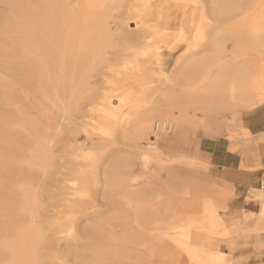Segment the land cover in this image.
Segmentation results:
<instances>
[{"label": "rangeland", "instance_id": "1", "mask_svg": "<svg viewBox=\"0 0 264 264\" xmlns=\"http://www.w3.org/2000/svg\"><path fill=\"white\" fill-rule=\"evenodd\" d=\"M29 1L32 8L38 4L37 0ZM146 1L116 0L109 4L110 38L101 43L96 33L88 36L85 63L94 68L89 70L84 88L74 86L67 91L65 110L60 102L54 104L50 85L43 90V81L35 78L29 91L20 85L26 76L19 44L24 38L23 5L28 1L0 0V80L2 84L16 85L17 92L11 103L0 105V115L14 117L11 130L15 135L10 139L16 150L12 152L13 160L16 166L26 167L31 176L24 180L18 175L5 184L9 187L2 192L21 194L29 189L36 196L31 209L33 218L28 215V220L25 215V222L19 215L16 219L18 227L28 228L34 223L31 226L38 227L43 239L52 243L51 249L39 244V264H51L48 258L53 256L57 258L55 264L78 263L69 254L78 249L77 243L75 247L71 245L75 241L68 237L66 228L59 234L53 227L65 211L63 198H69L65 196L69 192L66 185L71 182L62 174L66 172L65 163L71 160L70 149L84 165L87 179L97 181L93 188L95 200L108 192L107 184L109 190L113 187L107 193L110 199L105 198V208L98 209L97 202L93 209L101 214L87 217L81 213L75 225L73 234L79 235L83 227L96 224L94 217L100 224L99 239L85 241L88 246H84L83 262L79 264H233L227 254L233 237L227 208L231 196L212 182L204 147L218 137L233 143L250 136L240 128V117L260 105H252L240 95L238 87L255 78L256 67L264 62V43L260 42L264 40V19L259 14L264 1ZM201 5L206 8L204 20L211 26L201 40L193 43L190 20L196 15L194 23L198 21ZM138 11L146 14L148 23L134 27ZM95 46L103 50L100 57L91 53ZM143 50L145 54H141ZM222 76L221 83L210 91L212 83ZM115 87L130 88L134 104L125 109L126 117L111 123L101 117L99 104L105 90ZM145 110L150 111L146 113L149 117L161 114L182 124L176 132L174 127L163 139L158 138L160 150L137 138L136 120ZM25 116L43 130L45 139L41 143L49 157L43 166L36 163L37 149L23 121ZM136 141L142 148L136 147ZM252 199L260 202L257 219L264 223V187ZM5 234L0 232V264L11 261L6 248L10 236Z\"/></svg>", "mask_w": 264, "mask_h": 264}, {"label": "bare ground", "instance_id": "2", "mask_svg": "<svg viewBox=\"0 0 264 264\" xmlns=\"http://www.w3.org/2000/svg\"><path fill=\"white\" fill-rule=\"evenodd\" d=\"M27 1L28 2H25V4L23 5L26 11L25 20L22 19L23 22L21 24L23 28L22 31L24 33V38L23 41L21 40V43L19 44V46H21L20 49L22 52V58L25 62V64L23 63L24 65L22 66V69L23 71H25L26 76L24 77V79H22V81H19L20 83H22L20 85L23 86L21 87L24 90L27 89V91H29L28 89L33 86L35 78L40 82L43 81V85L41 86H43L44 91H46L48 85H50V93L54 97V104L56 105L58 104L57 102H60L64 106L63 109L68 110V106L66 108V106L64 105V97L67 91L73 89L74 86H77L79 90L84 88V86L87 85V80L89 79V70H91V68H94V66H90L85 63L86 55L84 51V44L88 39V36L93 33H96L98 35L101 43H106L109 40L110 30L107 23L109 15L108 6L110 3H115L116 0H37L36 2L38 4H35V8H32V3L29 0ZM147 2L148 1H146L145 3L148 4L149 2ZM197 3H199V1ZM203 6L201 5L199 10L200 15L197 19L198 21L194 23V20H196V15L190 20L191 26L189 27V30L193 43L201 40L205 29L211 26V23L205 22L206 19L204 14L206 8H204ZM146 7L148 8L150 6L147 5ZM149 11H151V9H149ZM143 12L144 9L142 10V13ZM194 13H196L195 10L193 11V14ZM259 14L260 18L264 19V4L259 7ZM135 15V21L132 23L134 24V27H137L138 25H146L148 23L144 18L146 17V14L143 16L138 11V13H136ZM134 18L132 20H134ZM179 29L180 31H183L184 28L180 27ZM263 41L264 40L261 39L260 42H262L263 44ZM9 51H12V49ZM102 51L103 50L101 49V47L95 46L94 50L91 53L94 56L96 55L100 57L102 55ZM145 53V50L141 52V54ZM252 62L254 63V60ZM256 68H258L257 76L253 79L250 78L248 81H244L243 83H241L238 89L240 95L244 96L246 100L248 99V101L251 102L252 105H262L264 104V62ZM155 71L156 70L154 69V72ZM150 76L154 77V75H148V77ZM222 78L223 76L213 82L209 90H215L221 83ZM148 79L153 80V78ZM129 89H121L115 87L105 90V93L100 96L101 103L99 104L102 108L101 117L103 119H106L111 123H116L120 118H124L128 115V112H126L125 109H128L131 104V94ZM16 93V85L2 84L1 81L0 105L11 103L14 99H16ZM41 96H43V93ZM112 101L116 102V104H113ZM133 104L131 105L133 106ZM135 107L134 109L133 107L132 109H130L134 112ZM137 108L138 107H136L135 111H137ZM131 110L130 112H132ZM147 112L150 111L145 110V113L142 112L140 116H138L137 120L135 119L137 128V132H135L137 138H140L139 141L143 140L142 142L148 141L150 144L154 145V148L156 150H160L157 147L158 138L162 137L163 139V136H167L174 127L176 132L177 129L182 128V124L178 121V119L176 121L175 118H173L175 120L174 121L170 116H162L161 114L149 117L146 114ZM165 112L166 115L169 113L167 111ZM158 113H160V111ZM130 114L131 113H129V115ZM170 114H172V111ZM13 118L14 117L12 116L6 118L4 115H0V129L3 131V133H0V179H4L5 181H0V215L2 216L0 217V232L7 233L4 235L5 237L10 236L8 242L6 243V248H8V254L10 256L9 258L11 259L9 264H11L12 261V264H39V244L44 243L45 248L51 249L52 243L49 240L47 241L43 239L44 237L41 235L40 229L38 227L31 226L34 224L33 222V224L29 225L28 228H23L20 226L19 228L18 219H16L17 217L19 218V215H22V217L25 215L26 217L28 215H31L30 217L33 218L32 215L34 214V211L32 214L31 209H33V200L36 199V196L34 197V194L31 192V190L25 188V190H23L21 194L11 191L14 189L10 190L11 193L7 192L8 194L2 192L4 189L9 187L8 185L5 186V184H8L9 181H14L15 177L17 178L18 175L20 177L22 175V179L24 180H29L31 178L29 173L30 171L25 169L26 167L16 166L14 163V160L16 159L13 160V158L15 157L12 152H14L15 148L12 142L13 140L10 141L11 137L15 135V131L13 132L11 130V124L14 120ZM153 119L156 120L153 122ZM23 121L25 125H27L26 127L29 130V134H31L35 141L34 146H36L37 149L35 152L36 163L43 166L46 162H49V157L47 155L48 151H46V149L43 147V143H41L43 142L42 140L45 139L43 136V130L40 128L41 126H39V124L33 121L29 116H25ZM156 125L160 131V134H157V131L155 132L154 130ZM244 131L249 134L246 129H244ZM6 133L8 136H5ZM76 134L77 133H75L74 138ZM139 141H136L135 144L138 149L142 148ZM77 150L80 151V154H84L82 152V148L78 147ZM160 152V154H163L162 151ZM68 155L71 160L65 163L64 167L66 169V172L63 173L62 176L67 182H71L70 185H66V188L69 190V192H66L65 196H68L69 198H63V202H65V204L63 205V210L65 211L62 216L56 218L55 222L53 223V227L56 230L55 232L59 234L63 232V228H66L68 237L75 241V243L71 245H73V247L77 246L78 248H74V251H69V254L72 256L74 255L76 260L78 259V263L76 262V264H79V261L83 262L82 255L84 254V246L88 244H85V241L99 239L100 236L97 232V227H99L100 224H97L96 221L98 220L94 217L93 222H95L96 224L93 223L91 225H88L87 227H83L79 232V235L75 234L76 236L73 234V231H75V225L80 220L81 213H84V215H86L87 217L91 213L94 216L96 214L98 215L99 211L93 210L94 207L99 203V206H97V208L99 207L101 208V210L105 208V206L107 205L105 202V198H109L108 192H111V190H113V187L111 188V190H109L110 185L107 184L108 186L106 191H108V194L106 193V195L104 192H102L99 195L98 200H95L93 188L96 185L97 181L90 178L87 179L86 171L82 168L84 165L81 162L77 161L78 156L75 155V150L70 149ZM144 158L146 159V156H144ZM13 183L11 184L13 185ZM20 198L22 200H20ZM132 199L131 201L133 202ZM111 202H113V200H111L110 203ZM132 202L129 203L132 204ZM129 203L127 205H129ZM143 206L145 205L143 204ZM23 219L25 221L24 217ZM98 230H100V228ZM48 259L51 264H55L57 260L55 256Z\"/></svg>", "mask_w": 264, "mask_h": 264}, {"label": "crops", "instance_id": "3", "mask_svg": "<svg viewBox=\"0 0 264 264\" xmlns=\"http://www.w3.org/2000/svg\"><path fill=\"white\" fill-rule=\"evenodd\" d=\"M240 128L249 132L246 140L232 143L218 137L206 142L204 150L212 182L231 196L227 205L228 222L233 225L230 260L264 264V223L257 219L260 202L252 199L264 187V105L243 112Z\"/></svg>", "mask_w": 264, "mask_h": 264}, {"label": "built area", "instance_id": "4", "mask_svg": "<svg viewBox=\"0 0 264 264\" xmlns=\"http://www.w3.org/2000/svg\"><path fill=\"white\" fill-rule=\"evenodd\" d=\"M154 130H155V132L157 131V134H160V133H159L160 131H159V129L157 128V125L155 126V129H154Z\"/></svg>", "mask_w": 264, "mask_h": 264}]
</instances>
